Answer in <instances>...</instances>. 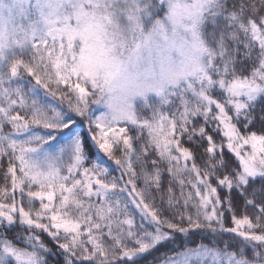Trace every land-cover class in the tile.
Masks as SVG:
<instances>
[{
    "label": "snow or ice",
    "instance_id": "obj_1",
    "mask_svg": "<svg viewBox=\"0 0 264 264\" xmlns=\"http://www.w3.org/2000/svg\"><path fill=\"white\" fill-rule=\"evenodd\" d=\"M54 262L264 264V0H0V264Z\"/></svg>",
    "mask_w": 264,
    "mask_h": 264
},
{
    "label": "trees",
    "instance_id": "obj_2",
    "mask_svg": "<svg viewBox=\"0 0 264 264\" xmlns=\"http://www.w3.org/2000/svg\"><path fill=\"white\" fill-rule=\"evenodd\" d=\"M86 128H87L86 125H83V126H82V131L84 132L85 136H87ZM116 174H118V173H116ZM50 246H53V247H54V245H50ZM163 250H164V249H161V251H163ZM158 254H159V253H154V255H158ZM60 259H61V258L57 257V261L60 260ZM148 259H151V257H149ZM54 264H55V262H54Z\"/></svg>",
    "mask_w": 264,
    "mask_h": 264
}]
</instances>
